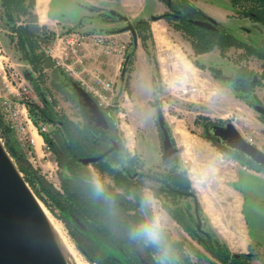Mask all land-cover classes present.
Returning <instances> with one entry per match:
<instances>
[{"label": "rangeland", "instance_id": "1", "mask_svg": "<svg viewBox=\"0 0 264 264\" xmlns=\"http://www.w3.org/2000/svg\"><path fill=\"white\" fill-rule=\"evenodd\" d=\"M59 1L60 0L54 1V7L59 4ZM173 1L176 3L180 0ZM206 1L204 5L205 9L211 12H215L218 8L222 6L226 7L227 5L223 0ZM240 1L241 3L234 7L231 4V0H229V3L234 8V18L238 20L233 23L230 22L229 25L226 26L237 38L248 41L249 44L254 46L264 47V25H257L254 21H250V19L246 21L240 20L243 18L240 16L244 14L243 7L251 6V4L246 3L248 2L246 0ZM35 5L36 14L38 15V25L44 28L41 34L50 36L49 41L40 44V51L44 53L47 59H50L42 75H40L38 71H35L33 66L26 60L23 50L17 45L18 36L12 29L13 25L7 23V18L5 17L0 0V101L4 97L10 98L13 101L22 99L26 104L25 110L23 109L22 111L23 115L28 114V117L32 121V123H27L26 147H22L13 135L12 139L10 138L11 149L14 150L13 155L16 156L17 161L13 155L11 156V154H9L18 168L19 163L27 170L31 169L34 171V173L28 175L29 180L27 183L37 200L51 216L61 223L68 238L74 244L83 260L88 264H97L87 257H97V248H92L88 239L79 233V231L72 226L71 222L66 221L67 214H65L50 196L43 191L40 181H44L51 190L55 193H59L61 197H66L62 186V179L67 177L69 172L63 146L67 143L68 136L65 131L63 132L60 125L49 122L47 118L44 120L38 119L37 109L35 110L37 107L42 109L45 108L44 101L46 100L49 103V108L53 110L63 122L69 121L74 125H78L80 128L87 124L70 81L61 73L62 70L55 67L52 59L46 54V48L52 44L56 38H61L71 33L73 30L83 33L87 31L49 21L47 18L45 19L47 13L45 14L43 11V3H41L40 0H35ZM149 8H151L150 4ZM167 11L168 9L165 6L162 13L156 16H160ZM236 15H239V17ZM142 19L150 23L148 28L143 29L146 35L150 34V38L144 44L142 39L137 36V41L139 48L143 51V61L145 62L146 57L147 64L145 62V65L150 67L151 80L149 78L150 83L148 81L147 83L140 81V84L137 81L135 86L137 87L139 84L141 89L132 88L129 84V78L133 71V64L127 66L125 77L123 76L126 80L122 84L124 89L123 91L117 90L116 93L117 100L113 112L112 123L115 125L118 142L132 155L138 158L136 173L140 175V177L137 181L142 182L140 188L147 204V208L144 210V216H146V219L149 221L154 215V212L159 211L158 206L154 209L150 195H154V198L158 200L157 203H160L162 208H164L167 198L165 195L159 197L155 196V189H159L161 186L156 180L150 179L148 176L154 175L158 178H162L163 175L167 174L169 169L166 168L164 160L166 158H171V156L175 154L172 152L170 155H166L163 151L164 135L158 123V112L163 114L167 123L166 129L170 135V141L174 142V151L180 155L182 154L185 157L187 156L193 159L197 155L193 152V143L191 140L193 135H201L210 138L207 133V126L212 124L225 126L228 123H233V115H239V110H237L233 104L235 92L232 88L231 90L229 89L230 86L232 87L231 82L233 81L236 71L240 68H246L253 72L255 78H260L264 74V60L257 56L243 58L242 55H246V52L242 50L243 52L241 53L239 51L240 49L237 48L229 49L226 56H222L218 49L209 53L196 55L191 41H189L182 32L175 30L173 22L167 19L152 21L149 17L147 19ZM137 21L125 23L121 20L118 25L119 29H117H125L128 26L134 27V23ZM23 22L24 19H17L15 21L16 25H22ZM242 23H248L250 25L248 27L251 29L252 26L253 30L260 27L258 28L259 32L253 31L249 37H245V34L241 31L238 32L236 28V24L244 25ZM57 33L58 36L55 38ZM120 42L128 46L126 52L127 56L134 47L133 43H135L132 33H128V40H122ZM136 46L137 44L134 49H136ZM183 53L187 54L191 63H179L181 61L179 56L177 58L172 57L173 54L183 56ZM175 61L179 62L173 65L176 70L174 74H171L167 64ZM180 64L184 65V68L189 70L187 74H180L177 71V66L181 67ZM196 64L204 66L205 68L201 66L197 67ZM210 67H215L222 71L220 80L223 83L222 85H224L223 89H217V87L214 86L212 80H214L215 77L209 70ZM192 71H195L193 76L191 74ZM32 79L37 82L36 85H38V87L35 88ZM192 81L196 82L198 90H192ZM186 89H189V91L184 93ZM255 89L256 87L250 92L249 99H256L259 102L260 100L255 95ZM263 104L264 103H260L259 105L263 106ZM31 108L33 111H31ZM254 111V117L259 119L260 114L256 110ZM35 118L38 120V124L34 122ZM39 126H46L48 128V132H46L47 138L39 133ZM248 130L250 131L251 129L248 128ZM184 134L188 136L187 139L182 137ZM34 136L36 138H41V145L39 148H36L32 142ZM1 139L6 147L4 139L2 137ZM258 144L259 146L261 145L260 148H262L261 150L264 152V134L261 136V142L258 140ZM200 151V158L211 160L218 156L216 161L220 162L221 149L218 153L215 152V157H213L212 150L200 147ZM29 153H31V156ZM236 157L241 159V163L247 167L249 172L256 173L255 175H257V177H260L258 175L264 177V171L259 169L256 165L253 163L249 164L246 159H242L243 157L241 156ZM238 162L240 161L238 160ZM86 167L90 176V183L95 186V183L99 181L103 189L102 193H104L106 186H115L114 181L108 175L101 178L92 164ZM22 175L25 178V172L22 173ZM258 189L260 191L264 190V185H258ZM116 190L118 192H123L120 188ZM248 196L246 213L251 234L253 238L260 240L259 248L252 252L253 259L250 261V264H264V194L260 193L257 195V203H255L256 206L254 209V198L251 194H248ZM254 197L256 198V196ZM181 202L182 201H180V205H183ZM157 203L154 202V204ZM161 211L162 210H160V212ZM164 225L166 224L163 221V226ZM163 231H165L164 228H162L161 240L157 244L162 243L164 240L163 237H166V233H163ZM79 247L82 250H80ZM187 249L185 247L187 255L191 257L194 264H197L193 261L195 257H198L196 248L191 249L187 246ZM138 251L140 252L142 263L151 264L140 247H138ZM199 258L201 261L206 259L202 254ZM154 259L159 260V257L155 256ZM203 264L209 263H207L206 260Z\"/></svg>", "mask_w": 264, "mask_h": 264}, {"label": "trees", "instance_id": "2", "mask_svg": "<svg viewBox=\"0 0 264 264\" xmlns=\"http://www.w3.org/2000/svg\"><path fill=\"white\" fill-rule=\"evenodd\" d=\"M246 1L251 6L248 8L244 6V11L247 9L248 12L255 14L264 13V10L260 9V7L264 6V0ZM231 2L234 7L241 3L240 0H231ZM1 4L7 23L13 25L12 29L18 36L17 45L23 50L26 60L33 66L35 71L42 75L50 59H47L44 53L40 51V44L49 41L50 36L41 34L44 28L38 25V17L35 13V0H1ZM173 9H175L174 14L167 15L164 19L173 22L175 30L182 32L191 41L196 55L218 49L222 56H226L229 49H240L243 47L233 35L221 26L215 31H209L194 25V21L207 19V16L191 4L189 0H180L175 3ZM177 11H182L183 16L178 17L177 14L179 12ZM17 19H24L22 25H16L15 21ZM149 24L147 20L143 19L134 23L136 34L138 38L142 39L144 44L150 38V34L146 35L143 29L148 28ZM133 46L135 47V43H133ZM134 47L126 56L128 58L127 66L132 65L134 62ZM248 56H257L260 59H264L257 50L250 47L247 48L246 55H242L243 58ZM196 66L200 67L201 65L196 64ZM201 67L205 68L204 66ZM209 70L216 79L222 77L220 69L210 67ZM61 73L71 83L73 79L63 71ZM32 82L35 88L38 87L35 80L32 79ZM263 83L264 74L260 78H255L253 72L246 68L238 69L231 82L237 98L249 102L250 105L260 104L256 99L250 100L249 94L253 88ZM44 103L45 108H35L38 112V119L44 120L47 118L49 122L60 125L63 132L65 131L68 136L67 140L69 142L67 141L63 146L69 172V175L62 179L66 197H61L59 193H55L44 181L40 182L43 191L67 214L66 221L71 222L72 226L88 239L92 248H97V257H87L97 264H143L138 251V247H140L151 264H194L185 251V242L174 241L170 237H163L162 243L153 244L142 237L134 236V229L148 221L146 216H144L147 204L140 188L142 182L137 181L140 177L136 173L138 158L132 155L117 139L115 125L112 123L115 107L105 113L109 121L110 131L103 138H96L90 132L87 124L80 128L69 121L63 122L49 108V103L46 100ZM31 111H33L32 108ZM261 118L264 120V116H261ZM34 122L38 124L36 118ZM0 131L7 151L12 156L14 152L11 149L10 142L12 134L1 118ZM43 136H46V134H43ZM209 139L213 140L219 149L225 151L214 139L211 137ZM114 142L118 143L119 149L92 165L101 178L108 175L114 181L115 186H106L104 193L97 194L95 186L90 183L87 167L80 163L79 160L102 155L112 148ZM13 157L17 161L16 156L13 155ZM236 158L241 161L240 158ZM248 163L250 164L251 162ZM18 165L21 173L25 172V180L28 182V175L34 173V171L31 169L27 170L19 163ZM170 175L165 174L162 178L170 179ZM148 178L156 181L159 179L154 175H150ZM117 188H120L123 192H118ZM161 188L163 187L155 189V196L165 195L167 201L176 208H169L171 216L193 239L197 240L213 259L221 264H250L253 259L252 254H232L226 244L215 234L205 233V236H202L203 231L198 228L199 220L195 216L187 215L180 208L179 198L184 196V194ZM79 249L82 250L80 247ZM155 256L159 257V260L154 259Z\"/></svg>", "mask_w": 264, "mask_h": 264}, {"label": "crops", "instance_id": "3", "mask_svg": "<svg viewBox=\"0 0 264 264\" xmlns=\"http://www.w3.org/2000/svg\"><path fill=\"white\" fill-rule=\"evenodd\" d=\"M54 1H47L45 11V14H47L45 19L47 18L49 21L57 24L86 30V33L106 32L112 34L118 41L128 40L129 32L124 31V29L118 30V25L121 20L125 23H133L142 18L147 19L149 17L151 19V17L162 13V10L165 8V5L160 0H60L56 7H54ZM191 2L206 15L224 26L237 20L234 18V9L229 3V0H223L227 4L226 7L222 6L215 12L205 9L204 5L207 2L206 0H192ZM149 4L151 8H149ZM56 36H58V33L55 35V38ZM239 51L241 53L243 52L242 50ZM84 54L87 74H92L98 70L114 82L116 90L123 91L122 84L125 81V78H123L125 59L108 54L101 48H95L89 45L85 47ZM142 56L143 51L139 48L137 41L133 71L129 78V84L132 88L135 87L136 89H141L139 85L140 81H143V83L149 82L151 74V71H149L150 67L145 65V62L147 64L146 57L144 62ZM178 56L181 58V61H178L179 63H191L186 53H183V56L178 54L172 55L173 58H177ZM178 62L175 61L167 64L171 74L175 73L176 69L173 65L178 64ZM184 67V65H181V67L177 66V71L180 74H187L189 70ZM194 73L195 71L191 72L192 76ZM192 79L194 80L193 77ZM137 81L139 84L136 87L135 84ZM212 81L217 89H223L224 85H222L223 83L220 79L214 78ZM191 86L193 90H198V85L196 86L195 81L191 82ZM231 88L230 86L229 89L231 90ZM255 90V95L261 101L259 102L261 104L264 103V85L257 86ZM233 104L239 110L241 118V126H239V129H245L250 137L254 138L256 147L262 149L260 148L261 145L259 146L258 144V140L261 142V136L264 134V120L261 118V115L259 119L254 117L255 105H250L249 102L237 98L236 94L234 95ZM248 128L251 130L249 131ZM161 131L163 133L162 129ZM182 137L185 139L188 138L186 134L182 135ZM191 140L193 143V152L197 154L193 159L176 153L174 151V142H171L169 147H165L163 144V151L166 155H170L172 152L175 153L171 158L164 160L166 168L175 170V173H184L191 184L189 193L179 198V201L183 203V205H180V208L187 215L195 216L199 220L198 228L203 231L202 236H205V233L215 234L226 244L232 254H253L252 252L259 248L260 240L253 238L251 234L246 213L248 194H251L254 198V209L256 206L255 203H257V195L260 193L264 194V190L260 191L258 189V185H264V177L262 175H258L260 177H257L255 175L256 173L249 172L241 161L237 165L230 163L221 164L216 161L218 156L215 157V152L218 153L220 149L213 140L201 135H193ZM200 147L212 150L215 159L204 160L202 157L200 158ZM169 208L176 209L166 200V204L160 212L163 214V221L166 224L163 226L165 230L163 233H166V237H170L174 241L185 242L186 249L187 246L191 249L196 248L198 257H195L193 261L197 264H203L206 260L209 264H221L213 259L197 240L193 239L178 224L171 216ZM201 254L206 258L203 261L199 258Z\"/></svg>", "mask_w": 264, "mask_h": 264}, {"label": "water", "instance_id": "4", "mask_svg": "<svg viewBox=\"0 0 264 264\" xmlns=\"http://www.w3.org/2000/svg\"><path fill=\"white\" fill-rule=\"evenodd\" d=\"M161 1H167L168 7H171L170 0ZM167 15L153 16L151 19L159 21ZM194 24L205 29H214L212 21H195ZM124 31L132 33L136 45L137 35L134 27L128 26ZM127 62L128 58L125 59L123 76L126 73ZM71 85L90 132L96 138H103L110 131L107 116L75 80L71 81ZM254 108L264 116L263 106L255 105ZM158 123L164 133V145L169 147L170 136L161 112H158ZM207 133L226 152L239 155L264 171V152L247 142L232 123L225 126L209 125ZM118 149V144L114 142L112 148L102 155L82 158L79 161L84 166H89ZM190 187L189 179L180 172L172 174L170 182L166 183L167 189L178 193L188 191ZM0 264H67L39 201L12 160L1 137Z\"/></svg>", "mask_w": 264, "mask_h": 264}, {"label": "built area", "instance_id": "5", "mask_svg": "<svg viewBox=\"0 0 264 264\" xmlns=\"http://www.w3.org/2000/svg\"><path fill=\"white\" fill-rule=\"evenodd\" d=\"M88 45L101 48L106 53L113 54L121 59H126L128 46L118 41L112 34L106 32L83 33L73 30L61 38H56L46 48V54L52 59L56 68L62 70L66 75L75 80L91 96L96 105L106 113L116 106L117 90L114 82L105 77L100 71L97 70L92 74H87L84 49ZM188 91L189 89H186L184 93ZM25 108L26 104L22 99L13 101L10 98L4 97L0 101V118L22 147H26L27 144V123H32L28 114L23 115L22 111ZM240 122V115H233L232 124L247 142L256 146L255 140L250 137L245 129H239ZM38 128L39 133L42 135L48 132L46 126H39ZM29 155L31 156V153ZM236 159L233 157V154L221 150V163L237 165L239 162ZM150 196L154 209L158 206V212H160L162 210L161 204L157 203L158 200L154 198V195L151 194ZM154 202L157 204H154Z\"/></svg>", "mask_w": 264, "mask_h": 264}, {"label": "flooded vegetation", "instance_id": "6", "mask_svg": "<svg viewBox=\"0 0 264 264\" xmlns=\"http://www.w3.org/2000/svg\"><path fill=\"white\" fill-rule=\"evenodd\" d=\"M171 1V7H168V5H167V1H162V3L166 6V8L168 9V11L167 12H165L164 14H168V15H173L174 13V10L175 9H173V7L175 6V2L173 1V0H170ZM190 1V3L192 4V2H191V0H189ZM179 2V1H178ZM177 3V2H176ZM246 3H248V2H246ZM231 4H232V2H231ZM233 5V4H232ZM247 5V4H246ZM177 6V5H176ZM195 6V5H194ZM196 7V6H195ZM246 8H248V6L246 7ZM176 9L177 10H179V8L178 7H176ZM234 9V8H233ZM260 9L261 10H264V6H262V7H260ZM177 12H179V11H177ZM204 13V12H203ZM248 13V14H247ZM205 14V13H204ZM178 17H181V16H183V13H182V11L181 12H179L178 14ZM206 15V14H205ZM207 16V19H204V20H196V21H205V22H207V21H212V23H213V25H214V29H205V28H202V27H199V26H197L196 24H194V25H196L197 27H199V28H201V29H205V30H209V31H215V30H217L220 26L221 27H223V28H225L231 35H233L230 31H229V29L226 27V26H224V25H222L221 23H219V22H217L215 19H213V18H211V17H209L208 15H206ZM236 16H238L239 17V15H236ZM240 17H243L242 19H240V20H248V19H250V21L252 20V21H254L257 25H264V13L263 14H255V13H251V12H248V10L246 9L245 11H244V14L242 15V16H240ZM238 20V19H237ZM195 22V21H194ZM242 24H244V25H238V24H236V28H237V31L238 32H242V33H244L245 35V37H249L250 36V34H252L253 33V31H257V32H259V30H258V28H260V27H258V28H256V30H253L252 28V26H251V29H250V27H248V26H250L248 23H242ZM242 33H241V36H242ZM234 36V35H233ZM243 36V37H244ZM242 45H243V47L242 48H240V50H244L245 52L247 51V48H254L255 50H257L258 52H259V54L261 55V56H263L264 57V47H262V46H258L257 47V45H252V44H249L248 43V41H244V40H241V39H239V38H237L236 36H234ZM263 49V50H262ZM262 60H264V59H262ZM220 126H223V125H220ZM176 171L175 170H173V169H169V171H168V173L167 174H173V173H175ZM170 175V176H171ZM170 182V179L169 178H167V179H163V178H159V179H157V183L160 185V186H162L163 188H161V189H165V190H170V189H167L166 188V183H169ZM187 193H189V190L188 191H185V192H183V194H187Z\"/></svg>", "mask_w": 264, "mask_h": 264}, {"label": "bare ground", "instance_id": "7", "mask_svg": "<svg viewBox=\"0 0 264 264\" xmlns=\"http://www.w3.org/2000/svg\"><path fill=\"white\" fill-rule=\"evenodd\" d=\"M40 1L41 3H43V11L45 12L46 7H47V0H40ZM33 144L35 145L36 148H39V146L41 145V138H38V137L36 138L34 136ZM39 204L41 205L43 212L45 213L47 217L49 225L55 236L56 242L67 264H88L83 260V258L77 252L74 244L68 238L61 223L57 219H55L53 216H51V214L43 207V205L40 202Z\"/></svg>", "mask_w": 264, "mask_h": 264}, {"label": "clouds", "instance_id": "8", "mask_svg": "<svg viewBox=\"0 0 264 264\" xmlns=\"http://www.w3.org/2000/svg\"><path fill=\"white\" fill-rule=\"evenodd\" d=\"M95 190L97 194H101L103 192L102 186L99 181L95 183ZM163 219L164 217L162 213L154 212L151 220L138 225L134 229V236L142 237L149 243H159L161 240Z\"/></svg>", "mask_w": 264, "mask_h": 264}]
</instances>
